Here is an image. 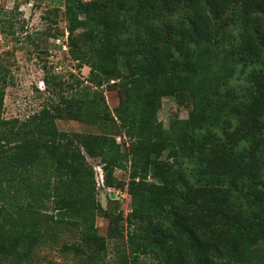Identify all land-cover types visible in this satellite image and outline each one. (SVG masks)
Here are the masks:
<instances>
[{
    "label": "trees",
    "instance_id": "16d2710c",
    "mask_svg": "<svg viewBox=\"0 0 264 264\" xmlns=\"http://www.w3.org/2000/svg\"><path fill=\"white\" fill-rule=\"evenodd\" d=\"M58 4L90 86L64 96L47 76L49 102L5 119L0 65V264H33L58 246L107 264L96 217L111 218L108 240L120 232L96 201L88 158L99 159L106 187L115 170L128 171L130 264H264V0ZM110 81L123 94L113 113L94 89ZM165 97L191 107L167 129L157 120ZM64 118L108 131L61 132Z\"/></svg>",
    "mask_w": 264,
    "mask_h": 264
},
{
    "label": "rangeland",
    "instance_id": "374dc122",
    "mask_svg": "<svg viewBox=\"0 0 264 264\" xmlns=\"http://www.w3.org/2000/svg\"><path fill=\"white\" fill-rule=\"evenodd\" d=\"M79 29L71 37L83 36ZM70 37L64 8L58 0H0V65L8 69L9 85L5 89L3 118L25 120L38 112L51 99L45 90L44 80L52 78L56 90L64 96L71 94V87L90 86L87 82L89 67L74 61L68 52ZM80 88V89H81ZM113 111L122 101V90L118 81L103 83L94 88ZM191 107L186 101L174 97L161 100L157 120L167 129L171 120H185ZM61 132L100 135L105 127L73 121L67 118L57 120ZM110 132V131H109ZM118 142V131H111ZM93 168L96 182V201L102 210L112 215L118 224L120 237L108 240L112 220L108 216H97L98 234L107 239V264H130L125 245L130 232L127 217L131 213L132 200L128 191V171L115 170L118 179L111 187L104 185V172L99 159H87ZM74 243L70 234L63 238ZM33 264H83L71 254H63L58 247L43 248Z\"/></svg>",
    "mask_w": 264,
    "mask_h": 264
}]
</instances>
